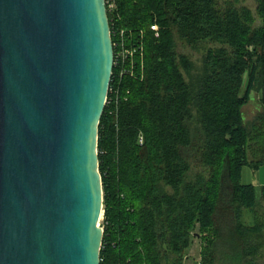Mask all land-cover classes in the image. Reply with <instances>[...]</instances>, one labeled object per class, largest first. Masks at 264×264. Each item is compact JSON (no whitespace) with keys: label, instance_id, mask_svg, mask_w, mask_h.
<instances>
[{"label":"trees","instance_id":"trees-1","mask_svg":"<svg viewBox=\"0 0 264 264\" xmlns=\"http://www.w3.org/2000/svg\"><path fill=\"white\" fill-rule=\"evenodd\" d=\"M244 1L116 0L108 11L135 32L143 76L112 79L118 102L98 125L100 264H184L195 235L197 264H264V185L240 182L244 165L264 164V0L255 13ZM253 92L262 110L246 124Z\"/></svg>","mask_w":264,"mask_h":264},{"label":"water","instance_id":"water-1","mask_svg":"<svg viewBox=\"0 0 264 264\" xmlns=\"http://www.w3.org/2000/svg\"><path fill=\"white\" fill-rule=\"evenodd\" d=\"M105 0H0V264H100Z\"/></svg>","mask_w":264,"mask_h":264},{"label":"built area","instance_id":"built-area-1","mask_svg":"<svg viewBox=\"0 0 264 264\" xmlns=\"http://www.w3.org/2000/svg\"><path fill=\"white\" fill-rule=\"evenodd\" d=\"M107 13L115 12L117 9L116 0H105ZM117 19H111L110 25V35L112 39L113 46V71L114 68L116 72L112 71L111 81L114 78V82L120 81L125 76L135 77L137 73H140V77L143 76V61H142V48L139 41L135 39V32L132 29H126L123 27L116 26ZM150 30H152L155 36H158V26L156 23L150 25ZM144 31L139 32V39L143 36ZM138 39V40H139ZM139 58V64L137 63ZM139 68V69H138ZM137 70L139 72H137ZM110 81V83H111ZM111 92L113 95L106 98L105 106L111 105L112 102H118V91L117 87H110L108 89V94ZM139 142L142 143V137H140Z\"/></svg>","mask_w":264,"mask_h":264},{"label":"rangeland","instance_id":"rangeland-1","mask_svg":"<svg viewBox=\"0 0 264 264\" xmlns=\"http://www.w3.org/2000/svg\"><path fill=\"white\" fill-rule=\"evenodd\" d=\"M244 2L255 13V8H256L255 0H245ZM256 19H257V17H256ZM256 23L259 24L260 20L257 19ZM180 50H185V49L180 48ZM202 55H203V51L192 53L193 58L197 59V61L200 60ZM244 79H245V76H244ZM241 110H242V114L244 117L243 119H244L245 123L246 124L250 123V121H252L255 118L256 114L262 110V106H261L260 101H259V94L257 92H253L250 100L243 105ZM242 170L244 171V173L240 177V182L241 183H247V182H249L248 180H251L253 182L254 178H253V174H252V171H253L252 167L249 165H244L242 167ZM255 174H256V172H255ZM258 200H259V204L264 206V200H261L260 196H259ZM247 216H248V214H246V217ZM102 220H103V215H101V217H100L101 225H102ZM201 245H202V243L200 241L199 236L195 235L193 242H192V246L188 251L189 259L187 261V264H197V262L199 261V253H200Z\"/></svg>","mask_w":264,"mask_h":264},{"label":"crops","instance_id":"crops-1","mask_svg":"<svg viewBox=\"0 0 264 264\" xmlns=\"http://www.w3.org/2000/svg\"><path fill=\"white\" fill-rule=\"evenodd\" d=\"M255 172H256V174H255ZM243 173H244V171L242 170L241 176ZM252 174H253V178H254L253 182L251 180H248L249 182L243 183V184H253L256 187H260V186L264 185V165H261L258 169L253 170ZM245 220H246V222H251V219L248 216L245 218ZM199 256H200V253H199ZM188 259H189V255L186 256V258L184 260V264H187Z\"/></svg>","mask_w":264,"mask_h":264}]
</instances>
